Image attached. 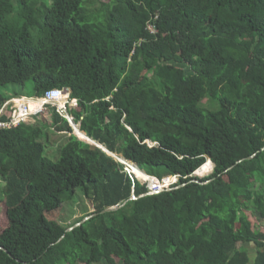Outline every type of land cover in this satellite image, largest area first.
Listing matches in <instances>:
<instances>
[{
    "label": "trees",
    "instance_id": "trees-1",
    "mask_svg": "<svg viewBox=\"0 0 264 264\" xmlns=\"http://www.w3.org/2000/svg\"><path fill=\"white\" fill-rule=\"evenodd\" d=\"M27 84L28 99L70 90L88 138L179 182L147 195L48 106L0 128V264H264L249 216L264 223V0H0V112L24 97L1 89ZM77 190L93 213L71 227L47 218ZM249 242L254 262L238 249Z\"/></svg>",
    "mask_w": 264,
    "mask_h": 264
},
{
    "label": "rangeland",
    "instance_id": "rangeland-1",
    "mask_svg": "<svg viewBox=\"0 0 264 264\" xmlns=\"http://www.w3.org/2000/svg\"><path fill=\"white\" fill-rule=\"evenodd\" d=\"M2 92L6 95H11L13 92H16L19 96H24L22 98H18V99H12L11 101H9L8 103L13 104L12 106V110H11V114H14L15 110H18V112L20 113L19 110V106H25L26 108L29 106V99L26 97H31L34 95L33 92V88L31 84H27V86L25 88L19 87V86H8L7 88H2L1 89ZM28 100V101H27ZM33 100V99H30ZM24 105H21L23 104ZM25 109V108H24ZM29 111L32 112V110L29 108ZM38 111V109L36 108L34 110V112ZM45 114L44 117L48 118L51 114V108L45 107ZM63 117H68L67 115H64ZM41 117L40 116H36V119L39 120ZM50 120H46L47 123H49ZM27 123L29 124H36V120L30 116L28 117V119L26 120ZM18 127V126H17ZM78 127V125L76 126V128ZM10 128H16L15 126H12ZM3 129V128H2ZM54 135H50L52 140H51V144H49V146H52L50 148H48V157H50L52 160H56L57 156H56V149L58 148V146L63 142L64 137H57L58 135L53 133ZM78 134V132H77ZM78 136L82 139L81 135L78 134ZM88 139V138H85ZM56 157V158H55ZM212 164L210 168L207 169V171H205V167L208 166V164ZM127 168V167H126ZM213 169H214V164L211 161H208L200 170L207 172L204 176H201L198 174V172L200 170H198L196 173L198 175H195V177H198L199 179H203L205 177L210 176L213 173ZM131 174H133L132 172H130ZM138 181H140L143 184L147 183V179H140L138 178ZM2 186V183H0V187ZM76 198L72 201V202H68L66 203L64 206H62V208L60 210L54 211L52 213H48L46 214L47 218L50 220H59L61 222L62 225L66 226V227H71L73 225H75V223L82 217L93 213L95 210L93 208V205L90 204V202L84 198V196L82 195L83 193L81 192V190H77L76 191ZM3 201L0 200V231H2L4 229V227L7 225V221H6V207L5 204L2 203ZM252 213H249V216L251 217V220L254 221L255 226H257L258 228H264V223L262 221L256 220L253 216Z\"/></svg>",
    "mask_w": 264,
    "mask_h": 264
},
{
    "label": "built area",
    "instance_id": "built-area-1",
    "mask_svg": "<svg viewBox=\"0 0 264 264\" xmlns=\"http://www.w3.org/2000/svg\"><path fill=\"white\" fill-rule=\"evenodd\" d=\"M150 30L152 32H155V30H153L152 27H150ZM33 101H37V102L41 103V106L38 108V111L30 112L29 111L30 106H28L27 108L25 106H19L20 113L18 112V110H15L14 114L12 115V117L10 118L9 121L2 122L0 120V128H10L12 126L17 127L21 123H27L26 120L28 119V117L34 116V115H39L41 113L46 112L44 110H45V107L48 108V106L56 107L57 111L62 116H64V115L68 116L65 118L69 121L70 124L73 123V118L69 114V110L78 107V100L71 97L70 90H68V89H52V90L48 91L46 93V95L42 98L33 99V100L29 99V103L33 102ZM8 105L11 106V110H12L13 104L8 103V102L4 106V108L6 109V107ZM4 108L0 112V115H2L4 113V111H5ZM126 170L128 171L127 168H126ZM178 182H179L178 176L165 177L161 180L157 179L155 177L148 176V181L146 183L147 187H148L147 195L159 194V193L164 192L166 190H171L174 187V185H176Z\"/></svg>",
    "mask_w": 264,
    "mask_h": 264
},
{
    "label": "water",
    "instance_id": "water-1",
    "mask_svg": "<svg viewBox=\"0 0 264 264\" xmlns=\"http://www.w3.org/2000/svg\"><path fill=\"white\" fill-rule=\"evenodd\" d=\"M71 126L73 127V133H72V134L75 135L79 140L84 141V142H86V143H88V144H91V145H94V146L100 148V149L103 150L105 153H107L109 156L115 158V159L118 160L120 163H122L123 165H125V166L127 167L129 173L131 172V170H130V168H129L128 166H131L130 164H132V163L126 161L124 158L119 157L118 155H116V154H114V153H111V152L108 151L104 146H102L101 144H99V143L93 141V140L90 139V138H88V139L91 140L92 142H89L88 140L86 141V140H83V139L79 138V136L77 135V132H76V125L74 124V122L71 124ZM129 163H130V164H129ZM132 165H135V164H132ZM135 166H136V165H135ZM136 167H137V166H136ZM137 169H139V168L137 167ZM132 175L138 180V177H137V176H135L134 174H132ZM195 175H197L196 172H195ZM118 208H119V207L109 208V209L104 210L103 213H105V212H110V211H115V210H117ZM85 220H87V219H85ZM85 220H84V221H85ZM70 230H71V229H70Z\"/></svg>",
    "mask_w": 264,
    "mask_h": 264
},
{
    "label": "bare ground",
    "instance_id": "bare-ground-1",
    "mask_svg": "<svg viewBox=\"0 0 264 264\" xmlns=\"http://www.w3.org/2000/svg\"><path fill=\"white\" fill-rule=\"evenodd\" d=\"M21 105H24V103L21 104ZM29 106H30V109H31L32 111H34L36 108L38 109V108L41 106V103H40V102H37V101H33V102H30V103H29ZM76 131L78 132L79 135H81V137H82L83 140H86V141L89 140V139H85V138H88L87 135H86L85 133L81 132V131L79 130L78 127L76 128ZM78 134H77V135H78ZM79 138H80V137H79ZM90 141H91V140H90ZM209 161H210V160H209ZM129 164H130V163H129ZM130 165H131L130 167H131L134 171H139V172H140V174L142 175V178H143V179L146 178V179L148 180V175H147V174H145L144 172L138 170L137 167H136L135 165H132V164H130ZM211 165H212L211 163L208 164V166L205 167V171H207V169L210 168ZM205 171H203V170L201 171V170H200V171L198 172V174L201 175V176H204V175L207 173V172H205ZM198 174H197V175H198Z\"/></svg>",
    "mask_w": 264,
    "mask_h": 264
},
{
    "label": "crops",
    "instance_id": "crops-1",
    "mask_svg": "<svg viewBox=\"0 0 264 264\" xmlns=\"http://www.w3.org/2000/svg\"><path fill=\"white\" fill-rule=\"evenodd\" d=\"M42 115H43V113H42ZM41 115V116H42ZM40 116V117H41ZM35 119V118H34ZM36 120V119H35ZM79 127V126H78ZM77 132V131H76ZM238 249H245L246 250V252L248 253V255H249V257H250V259L252 260V262H254L255 260H256V258H257V246H256V244L255 243H253V242H249V243H247V244H240L239 246H238Z\"/></svg>",
    "mask_w": 264,
    "mask_h": 264
}]
</instances>
